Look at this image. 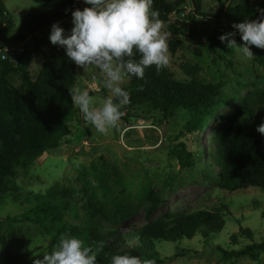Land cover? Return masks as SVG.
Instances as JSON below:
<instances>
[{
  "label": "rangeland",
  "instance_id": "rangeland-1",
  "mask_svg": "<svg viewBox=\"0 0 264 264\" xmlns=\"http://www.w3.org/2000/svg\"><path fill=\"white\" fill-rule=\"evenodd\" d=\"M238 1L201 0V13L213 15L220 10V6L226 7ZM40 2L2 1L11 17L8 38L12 39L19 33L23 18ZM189 12L187 9L185 16ZM178 22L182 24L181 32L174 36L170 34L167 40V44L170 39L178 42L174 56L168 51V70L173 79L184 82L196 78L206 84H222L220 103L206 124L204 133H185L184 125L188 121L185 111H176L165 122L154 113L149 103L128 109L127 116L136 114L140 118L137 121L134 118L135 122L131 120V123L120 121L107 134L97 133L84 123L82 117H78L70 125L71 135L61 142V146L40 157L27 172L20 171L10 183L11 191L0 201V220L7 217L15 219L11 227L5 226L4 229L12 241L13 253L34 260L48 249L49 231L58 221L47 218L38 223L23 218H30L29 211L36 203L34 197L50 192L48 200L53 207L52 212L67 224L77 227L89 222L86 210L88 200L106 217L114 216L118 209L128 212L121 226L123 231L166 221L175 215L200 211L217 213L225 225L218 236L210 238L209 246H204L199 235L190 242L183 241L178 245L163 242L158 249L167 258L164 264H264V249H257V259L253 260L247 255L224 258L217 248L242 251L247 243L241 237L244 231L251 232L257 245L264 244V192L254 188L235 192L221 190L208 177L210 170L206 157L214 124L228 117L249 93L264 90V66L257 64L254 54L249 59L235 49H229L226 43L224 47L209 52L206 40L213 25L210 19L198 17L194 24L181 17ZM61 27L68 33L73 25L71 22ZM192 29L197 32L190 40L189 32ZM49 35L50 32L44 35L47 40ZM53 46L50 40L47 41L42 47L44 55H48ZM43 61L41 55H34L27 64L26 71L32 81L38 78ZM229 62L231 68L227 67ZM189 68L193 71H189ZM78 70L81 88L94 82L97 90L89 92L90 95L99 98L110 95L94 66L84 69L79 66ZM92 77L96 80L93 81ZM9 79L16 88L21 89L19 75H11ZM122 86L128 90L130 81H125ZM86 131L87 136L84 135ZM172 138L177 139L172 141ZM179 144H184L188 152L201 153L196 158L194 168H180L178 160L171 155L170 148L177 149ZM150 192L159 199L160 204L148 215L152 203L146 196ZM98 223L103 228H111L105 218L99 219ZM232 235H237L243 243L231 245ZM3 262L0 251V264Z\"/></svg>",
  "mask_w": 264,
  "mask_h": 264
},
{
  "label": "trees",
  "instance_id": "trees-1",
  "mask_svg": "<svg viewBox=\"0 0 264 264\" xmlns=\"http://www.w3.org/2000/svg\"><path fill=\"white\" fill-rule=\"evenodd\" d=\"M2 1L0 0V45L15 46L27 42L28 49L18 57L16 65L0 61V201L11 191L10 183L20 171L27 172L40 157L61 146V142L71 135L70 125L80 115L79 109L72 104L70 95L78 87V66L70 61L61 47L51 48L48 55L42 52L46 43L43 33L54 23L71 19V11L76 10L73 4L79 0H41L23 18L19 33L12 39L8 38L11 17ZM152 7L159 13L158 19L163 23L162 31L173 36L181 32L182 24L178 22L181 17L194 24L198 17L210 19L213 25L206 40L209 52L224 47L225 43H221L219 37L226 33H235L231 38L236 40L237 45H242L244 42L233 25L244 20H257L264 14V0H240L236 4L220 6L216 14L209 16L201 13V0H153ZM66 9L69 10L67 13ZM187 9L190 12L185 16ZM196 32L197 30H190V40L194 39ZM177 49L178 42L170 39V54L174 56ZM251 51L257 64L264 66V49L251 46ZM34 55H41L44 61L38 78L32 81L26 66ZM131 59L138 62L140 56L134 51ZM227 67H232L231 62L227 63ZM189 71L193 70L189 68ZM11 75H19L21 89L11 83ZM221 89V83L206 84L196 78L176 81L170 74L168 65L159 70L153 65L145 69L142 79L134 77L130 81L127 90L130 103L120 109L125 114L120 121L131 123L132 118L137 121L140 116H127L128 109L149 103L154 113L165 122L176 111H185L188 114V121L184 125L185 133L203 134L220 103ZM262 122L264 90H255L222 122L214 124L206 155L207 168L210 170L208 177L221 190L235 192L254 188L264 192V135L256 130ZM84 135L87 136L88 132H84ZM176 139L172 138V141ZM170 153L178 160L182 169L194 168L196 158L201 154L188 152L184 144H179L177 149L170 148ZM49 196L50 192L45 196L34 197L36 203L29 211L30 218H23L38 223L47 218L58 221L49 231V246L45 252L53 251L61 234L69 233L84 241L86 246L96 248L100 242L103 243V250L97 254V264H111V258L115 254L137 256L143 264H164L167 258L162 256L159 244L165 242L178 245L183 241L190 242L199 235L207 247L211 243L210 238L218 236L225 225L219 214L200 211L175 215L166 221L152 222L123 231L121 226L126 221L128 212L118 209L114 216L106 217L88 200L86 210L89 222L77 227L67 224L57 213L52 212ZM146 198L152 203L148 209L150 215L160 202L152 192ZM101 218H105L111 228H103L98 223ZM12 223H15V219L9 217L0 220L3 264H33L35 260L43 259V254L29 260L22 254L13 253L12 241L4 232L5 226L11 227ZM241 237L247 243L240 252L228 251L220 246L217 248L224 258L247 255L256 260L255 251L263 250L264 244L257 245L249 231H244ZM230 239L233 246L243 243L237 235H232Z\"/></svg>",
  "mask_w": 264,
  "mask_h": 264
},
{
  "label": "clouds",
  "instance_id": "clouds-1",
  "mask_svg": "<svg viewBox=\"0 0 264 264\" xmlns=\"http://www.w3.org/2000/svg\"><path fill=\"white\" fill-rule=\"evenodd\" d=\"M91 7L71 11L72 25L68 33L59 23L51 26L49 40L52 45L65 50L66 56L83 69L94 66L110 95L93 97L87 90L70 93L72 104L79 109L86 125L99 134H107L120 122L122 107L130 103V94L122 86L134 77L142 79L145 69L155 65L157 70L169 63L167 40L170 33L162 31L159 13L153 9V0H83ZM66 13L69 11L65 10ZM242 45H237L235 33L219 37L229 49H235L251 59V46L264 49V14L257 20H244L234 24ZM138 53L140 59H131ZM6 57H0L4 59ZM264 135V122L257 126ZM43 246V245H42ZM103 250L100 242L96 248L69 233L61 234L58 244L43 259L33 264H97V254ZM111 264H143L130 254H115Z\"/></svg>",
  "mask_w": 264,
  "mask_h": 264
},
{
  "label": "built area",
  "instance_id": "built-area-1",
  "mask_svg": "<svg viewBox=\"0 0 264 264\" xmlns=\"http://www.w3.org/2000/svg\"><path fill=\"white\" fill-rule=\"evenodd\" d=\"M88 6L89 5H86L83 3V0H79L73 4V8L82 9V10ZM27 44L28 43L25 42V43L15 45V46H8L4 44L0 45V57H6L4 59H0V61H4V62H8L9 64L16 65L18 62V57L21 56L25 52L24 47ZM92 80L95 81L96 78L92 77ZM78 89L79 88L77 87L76 90ZM79 90H87L88 92H94L95 90H97V86H96V83L92 82L91 84H87L84 89H79ZM122 116H125V114L123 113Z\"/></svg>",
  "mask_w": 264,
  "mask_h": 264
},
{
  "label": "crops",
  "instance_id": "crops-1",
  "mask_svg": "<svg viewBox=\"0 0 264 264\" xmlns=\"http://www.w3.org/2000/svg\"><path fill=\"white\" fill-rule=\"evenodd\" d=\"M71 22H72V18L69 19V20H67V21H64V22H62V23H59V25L61 26V25H63V24L71 23ZM50 31H51V28H50L49 30L45 31V32L43 33V36L45 35L46 32H50ZM44 38H45V36H44ZM45 40H46V42L49 41V39L47 40L46 38H45ZM53 47H59V46H53ZM53 47H50V49L53 48ZM78 69H79V66H78L77 69H76L77 77L79 76V70H78ZM77 81H78V88H79V89H83V88L80 87V82H79L78 78H77ZM81 117H82V114L79 115V118H81Z\"/></svg>",
  "mask_w": 264,
  "mask_h": 264
},
{
  "label": "water",
  "instance_id": "water-1",
  "mask_svg": "<svg viewBox=\"0 0 264 264\" xmlns=\"http://www.w3.org/2000/svg\"><path fill=\"white\" fill-rule=\"evenodd\" d=\"M131 120H132V122H135V119L134 118H132ZM85 151L86 152L88 151V148L87 147L85 148Z\"/></svg>",
  "mask_w": 264,
  "mask_h": 264
}]
</instances>
